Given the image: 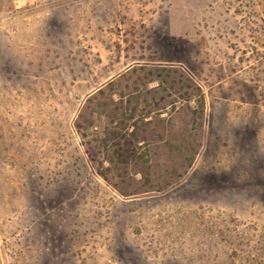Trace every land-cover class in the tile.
<instances>
[{"label":"rangeland","instance_id":"rangeland-1","mask_svg":"<svg viewBox=\"0 0 264 264\" xmlns=\"http://www.w3.org/2000/svg\"><path fill=\"white\" fill-rule=\"evenodd\" d=\"M0 264H264V0H0Z\"/></svg>","mask_w":264,"mask_h":264},{"label":"trees","instance_id":"trees-1","mask_svg":"<svg viewBox=\"0 0 264 264\" xmlns=\"http://www.w3.org/2000/svg\"><path fill=\"white\" fill-rule=\"evenodd\" d=\"M98 92H102V89L100 88L98 90ZM135 109L132 110V112L134 111ZM134 114V112H133ZM133 116H132V113L130 115L127 116V119H132ZM123 123V122H122ZM124 126H127V124H124ZM78 129L81 130V126L78 124ZM133 127L136 128V123L133 124ZM112 133H115V132H112ZM80 134L84 137H86V134L85 132L83 131H80ZM115 135V134H114ZM126 135V134H125ZM125 135H123V133L119 132L116 134L117 137H119L120 139H123L124 143L122 145H120V141L117 143L118 145H116V148L114 150V155H117L119 159L121 160H125V161H128V160H131L133 157H135V155H137V150L135 149L134 146H132V142L130 140H127L125 139ZM130 136H134L135 135V129L133 131H131L129 133ZM72 181L67 177L66 178V181L62 182H58V192L60 194H67V192H69L71 189H72Z\"/></svg>","mask_w":264,"mask_h":264}]
</instances>
